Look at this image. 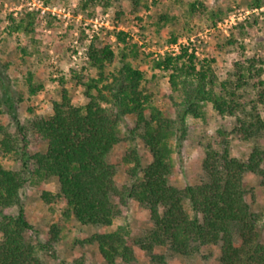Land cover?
Segmentation results:
<instances>
[{"label": "trees", "instance_id": "1", "mask_svg": "<svg viewBox=\"0 0 264 264\" xmlns=\"http://www.w3.org/2000/svg\"><path fill=\"white\" fill-rule=\"evenodd\" d=\"M84 1L94 4L101 0ZM129 1L135 9L141 5V0ZM254 7L261 8V3L254 0ZM197 11V3H190V19ZM160 18L165 20V16ZM32 25L20 22L8 29L29 33ZM115 38L126 46L124 32H117ZM175 42L173 37L169 43ZM28 49L27 45L20 48L24 55L30 53ZM130 52L136 59V53ZM86 56L96 78L85 81L74 75L71 80L83 88L87 103L73 105L63 88L46 118L28 108L30 118L21 122L14 100L1 85L2 103L12 119L14 132L0 126V150L22 167L12 171L0 166V264H43L39 251L52 249L61 240V229L54 224L46 243L33 245L25 239L24 234L33 231L21 192L28 178L37 183L56 178L57 198L66 205L64 215L81 225L109 227L129 201L148 211L150 230L142 238H132L127 227L119 226L84 241L97 246L106 264H118V260L122 264H139L134 248L144 252L151 263L165 264V256L157 254L156 247L191 257L207 246L219 248L218 264H264L261 216L247 203L248 191L243 182L246 175L256 176L264 187V149L253 145L244 159L230 154V136L243 144L264 136V119L258 110L264 105L263 69L256 68L254 60L246 65L237 62L234 79L220 82L211 69L213 60H199L181 46L178 54H166L155 62L157 69L168 73L172 91L180 93V101H173L174 117L170 118L154 105L144 73L132 66L124 51L119 53L120 66L113 71L108 69L118 57L108 44L90 43ZM6 68L7 65L2 66L3 70ZM31 80L28 74L29 94L36 95L43 86ZM251 82L256 94L247 101L238 91ZM59 83L65 84L62 78ZM208 103L219 116L234 117L235 126L229 133L217 131V137L206 144L202 181L178 188L169 183L173 171L171 155L179 152L187 137V118L205 119ZM127 115L135 117L129 131L132 139L141 140L150 162L143 167L135 148L126 152L122 161L129 165L126 172L132 182L119 187L117 167L107 162V156L120 142L119 124ZM29 135L46 143L44 153L29 154ZM42 199L49 203L52 196L43 193ZM12 208H16V215L7 212Z\"/></svg>", "mask_w": 264, "mask_h": 264}, {"label": "rangeland", "instance_id": "2", "mask_svg": "<svg viewBox=\"0 0 264 264\" xmlns=\"http://www.w3.org/2000/svg\"><path fill=\"white\" fill-rule=\"evenodd\" d=\"M261 8L254 7V0H141L138 9L129 0H101L94 4L84 0H0V126L14 132V124L7 113L3 100V88L15 102V110L21 122L30 118L28 108L43 118L52 112L53 102L59 101L61 90H67L73 105H84L87 99L83 88L71 80L74 75L96 78L90 68L86 50L90 43L108 44L118 58L109 71L120 66V51H124L133 67L145 75L146 86L152 93L154 105L166 116L173 118V101H180V93L173 92L168 82V73L155 67V62L164 55L179 53L180 47L188 48L199 59L213 60L211 69L218 80H233L235 64L244 65L254 60L256 68L261 67L264 81V0H258ZM190 3H197L198 13L190 19L187 11ZM165 16V20L161 19ZM12 18V19H11ZM29 22L30 32L11 31L14 24ZM124 32L126 46L116 40L117 32ZM175 37L176 42L170 44ZM28 46L30 53L22 54L20 48ZM136 53V59L133 54ZM3 65H7L5 70ZM28 74L32 83L42 84L36 94L28 91ZM65 82L60 85L59 79ZM253 82V81H252ZM240 89L245 100L255 97L253 83ZM264 119V105L259 106ZM205 119L188 117L187 137L179 152L171 155L173 171L169 183L178 188L195 185L202 181V160L207 143L217 137V131L230 132L235 126V118L219 116L207 104ZM135 117L127 115L119 124L120 142L107 156V162L117 167L116 181L119 187L131 184L126 170L129 165L122 159L126 152L135 148L145 167L150 155L140 139H132L130 131ZM1 137V136H0ZM30 155L44 153L46 143L33 135L28 137ZM174 147V141L170 142ZM258 145L264 149V136L251 143H239L230 136V154L235 158H246L251 147ZM0 166L7 170L19 171L21 164L6 157L0 150ZM244 185L248 191L246 201L253 212L261 216L259 222L260 241L264 243V187L256 176L246 175ZM22 201L27 221L33 231L24 234L28 243L39 245L49 238L51 225L61 229V240L52 249L39 251L43 264H106L99 256L97 246L84 243L93 235L114 231L125 226L132 238H142L150 230L148 211L136 202L129 201L120 217L109 227L81 225L72 217L64 215L66 205L57 198L59 185L56 178L37 183L28 178L22 189ZM52 196L49 203L42 194ZM188 213L191 210L186 205ZM16 215V208L7 210ZM1 238V235H0ZM157 254L165 256V264H218L219 248L207 246L199 254L191 257L174 255L165 247H156ZM139 264L151 263L144 252L134 248ZM118 264H122L119 260Z\"/></svg>", "mask_w": 264, "mask_h": 264}]
</instances>
